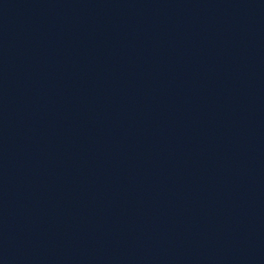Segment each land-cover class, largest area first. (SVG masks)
<instances>
[{
    "label": "water",
    "instance_id": "obj_1",
    "mask_svg": "<svg viewBox=\"0 0 264 264\" xmlns=\"http://www.w3.org/2000/svg\"><path fill=\"white\" fill-rule=\"evenodd\" d=\"M0 264H264V0H0Z\"/></svg>",
    "mask_w": 264,
    "mask_h": 264
}]
</instances>
